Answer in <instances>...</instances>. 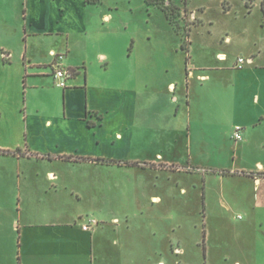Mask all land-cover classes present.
Here are the masks:
<instances>
[{
  "label": "crops",
  "instance_id": "obj_1",
  "mask_svg": "<svg viewBox=\"0 0 264 264\" xmlns=\"http://www.w3.org/2000/svg\"><path fill=\"white\" fill-rule=\"evenodd\" d=\"M219 1L224 17L229 19L222 27L206 18V3L195 6L189 1L181 8L167 0L191 29L188 52L183 45L182 51L189 54L191 39L201 29L212 37L204 38L207 52L201 63L185 68L186 78L181 83L169 81L165 89L147 83L144 89L129 91L89 82V71L81 73L80 61L70 58L68 31L48 23L49 8L45 6L38 17L26 0L25 47L15 56L0 44V134L4 135L0 136V213L10 215L14 234L7 241L6 232L0 230V264H105L97 256L99 228L92 225L90 230L83 229L93 218L83 220L85 213L79 206L94 197L96 185L98 189L105 187L87 179L80 181L78 175L88 178L97 169L174 168L175 161L169 158L178 156L181 147L191 145L192 120L207 112L203 93L213 84L219 85L221 78H229L233 87L232 126L243 128V139L235 141L237 155L242 151L250 155L251 147L264 157V136H250V129L264 124V0ZM255 10L260 13L257 28L250 23ZM102 19L112 20L108 14ZM169 27L181 37L172 25ZM57 35L66 37V45L52 49L49 59L31 50L30 38ZM218 42L221 47L237 50L231 55L212 51V45ZM57 52L67 53L62 56V60L67 58L64 65L58 61L61 55ZM51 57L56 58L53 65ZM101 58L110 60L104 55ZM240 59L245 61L242 68ZM57 63L66 70H76L69 79L73 82L63 90H58L61 87L55 78L49 80ZM48 90L56 93L51 105L44 97ZM174 108L177 116L181 110L187 115L189 134L174 130L156 134L155 129L150 135L135 132L138 126H150L152 119H171L169 110ZM222 177L244 179L237 184L251 196L254 214L264 212V162L258 161L254 167L249 162L232 173H222ZM150 200L163 202L158 195ZM185 255L183 251L177 257ZM205 258L209 259L207 249Z\"/></svg>",
  "mask_w": 264,
  "mask_h": 264
},
{
  "label": "rangeland",
  "instance_id": "obj_2",
  "mask_svg": "<svg viewBox=\"0 0 264 264\" xmlns=\"http://www.w3.org/2000/svg\"><path fill=\"white\" fill-rule=\"evenodd\" d=\"M165 1L29 0L28 7L39 14L46 6L50 13L48 23L68 31L72 43L70 58L80 61L81 73L89 71V82L134 91L144 89L147 83L159 89H165L169 81L181 83L186 78L185 68L190 63H201L207 52L204 38L212 37L204 35L201 29L191 39L189 54L182 51L181 37L170 29L171 23L162 11L169 2L181 8L189 1L195 6L206 3L207 19L219 27L229 20L224 17L219 0ZM25 2L0 0V44L9 47L15 56L28 40ZM105 14L112 20H103ZM259 14L255 10L250 16L255 28ZM183 18L189 23V19ZM179 23L180 27L185 25L181 20ZM29 43L36 55L49 59L52 49L65 47L66 37H36L30 38ZM212 46V51L230 55L237 50L221 47L219 42ZM101 55L110 58L109 62ZM55 60L51 57L52 65ZM66 60H62L63 65ZM72 82L73 79L68 80V86ZM55 94L53 90L45 93L48 105L53 103ZM203 95L207 112L193 118L191 145L181 147L178 156L169 158L175 161L171 170L97 169L88 178L78 175L80 181L87 179L105 187L98 189L96 185L94 197L79 203L85 213L83 220L93 218L99 223L94 225L99 228V262L104 259L105 264H180L188 260V264H264V212L258 210L254 214L251 196L237 184L244 179L222 177V173H232L249 162L254 167L258 161L264 162V157L251 147L250 155L245 151L237 155L231 132L233 87L229 78H221L219 85L213 84ZM166 99L170 101V97ZM176 110H169L171 119H152L150 126H138L135 132L150 135L174 130L189 134L187 115L181 110L177 116ZM250 136H264V124L250 129ZM152 195H158L163 202L151 201ZM11 223L7 212L0 213V230L6 232L7 241L14 235ZM183 251L186 255L178 258Z\"/></svg>",
  "mask_w": 264,
  "mask_h": 264
},
{
  "label": "built area",
  "instance_id": "obj_3",
  "mask_svg": "<svg viewBox=\"0 0 264 264\" xmlns=\"http://www.w3.org/2000/svg\"><path fill=\"white\" fill-rule=\"evenodd\" d=\"M62 60V56H60L58 58V61H61ZM244 59H240L239 60V68H242L243 64H244ZM72 77L71 73L69 72V70L65 69V68H62L60 66L59 63H57L56 65H54V78L56 80V84L61 87V88H67V82L68 80ZM242 131H243V128L241 126H236L234 128V131H233V139L235 141H240L243 139V136H242ZM97 224V221L96 220H91L90 221V224L89 225H86L83 227L84 230H90L92 228V225H95Z\"/></svg>",
  "mask_w": 264,
  "mask_h": 264
},
{
  "label": "trees",
  "instance_id": "obj_4",
  "mask_svg": "<svg viewBox=\"0 0 264 264\" xmlns=\"http://www.w3.org/2000/svg\"><path fill=\"white\" fill-rule=\"evenodd\" d=\"M167 1V0H166ZM165 1V4H166ZM162 11L166 15V17L169 19V22L175 29V31L182 37L183 41V49L188 52V46H189V37H190V28L185 25V27H180V18H179V13H177L176 8L173 5H166L162 8ZM263 11H264V6H263ZM179 18V20H178ZM69 72L71 75H74L76 73V70L69 69ZM68 159V158H66ZM127 165H130L129 163H126Z\"/></svg>",
  "mask_w": 264,
  "mask_h": 264
}]
</instances>
